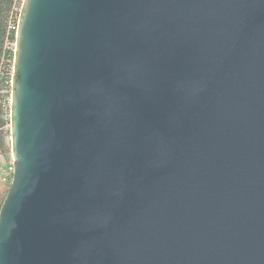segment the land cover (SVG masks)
<instances>
[{
	"label": "water",
	"instance_id": "1",
	"mask_svg": "<svg viewBox=\"0 0 264 264\" xmlns=\"http://www.w3.org/2000/svg\"><path fill=\"white\" fill-rule=\"evenodd\" d=\"M0 264H264V0H23Z\"/></svg>",
	"mask_w": 264,
	"mask_h": 264
},
{
	"label": "trees",
	"instance_id": "2",
	"mask_svg": "<svg viewBox=\"0 0 264 264\" xmlns=\"http://www.w3.org/2000/svg\"><path fill=\"white\" fill-rule=\"evenodd\" d=\"M22 0H0V152H12L10 132L11 82L17 24ZM9 186L0 184V210Z\"/></svg>",
	"mask_w": 264,
	"mask_h": 264
},
{
	"label": "rangeland",
	"instance_id": "3",
	"mask_svg": "<svg viewBox=\"0 0 264 264\" xmlns=\"http://www.w3.org/2000/svg\"><path fill=\"white\" fill-rule=\"evenodd\" d=\"M10 140H11V137H10ZM13 161H14V159L12 157V152H11V154H10V156L8 158H6L5 155L0 152V165L1 164L2 165L7 164L9 166L8 168L10 169L11 166H13ZM9 182L8 183L4 182V180L2 178V172L0 171V184L2 186L8 185L10 187L11 181H9Z\"/></svg>",
	"mask_w": 264,
	"mask_h": 264
},
{
	"label": "built area",
	"instance_id": "4",
	"mask_svg": "<svg viewBox=\"0 0 264 264\" xmlns=\"http://www.w3.org/2000/svg\"><path fill=\"white\" fill-rule=\"evenodd\" d=\"M23 1V0H22ZM18 27V24H17ZM16 44V43H15ZM14 44V46H15ZM15 51V50H14ZM14 67V66H13ZM14 162V161H13ZM9 166L7 164L5 165H0V171L2 172V178L4 180V182H9L12 181L13 178V173H14V165L11 166V168H8ZM10 183V182H9Z\"/></svg>",
	"mask_w": 264,
	"mask_h": 264
}]
</instances>
